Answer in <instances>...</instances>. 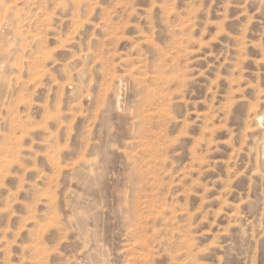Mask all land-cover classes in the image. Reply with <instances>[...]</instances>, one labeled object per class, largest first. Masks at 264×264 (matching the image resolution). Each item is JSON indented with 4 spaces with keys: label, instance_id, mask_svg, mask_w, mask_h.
Instances as JSON below:
<instances>
[{
    "label": "rangeland",
    "instance_id": "rangeland-1",
    "mask_svg": "<svg viewBox=\"0 0 264 264\" xmlns=\"http://www.w3.org/2000/svg\"><path fill=\"white\" fill-rule=\"evenodd\" d=\"M0 264H264V0H0Z\"/></svg>",
    "mask_w": 264,
    "mask_h": 264
}]
</instances>
